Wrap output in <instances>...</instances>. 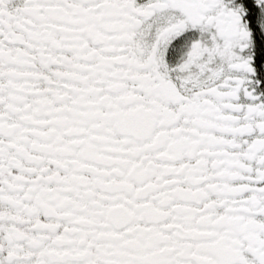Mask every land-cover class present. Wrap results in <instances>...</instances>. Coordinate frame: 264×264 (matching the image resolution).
<instances>
[{
    "label": "snow or ice",
    "instance_id": "obj_1",
    "mask_svg": "<svg viewBox=\"0 0 264 264\" xmlns=\"http://www.w3.org/2000/svg\"><path fill=\"white\" fill-rule=\"evenodd\" d=\"M0 264H264V0H0Z\"/></svg>",
    "mask_w": 264,
    "mask_h": 264
}]
</instances>
